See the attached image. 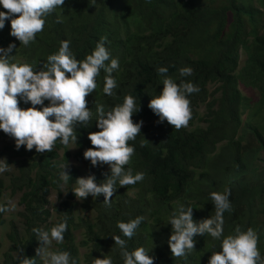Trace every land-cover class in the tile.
Segmentation results:
<instances>
[{
	"label": "trees",
	"instance_id": "obj_1",
	"mask_svg": "<svg viewBox=\"0 0 264 264\" xmlns=\"http://www.w3.org/2000/svg\"><path fill=\"white\" fill-rule=\"evenodd\" d=\"M0 10L7 11L2 6ZM58 14L62 23H56ZM10 31L7 21L0 30V46L14 42L16 57L36 70L47 55L58 51L62 40H69L71 51L82 60L102 37L107 38L106 47L119 59L120 67L112 74L118 82L114 96L102 92L103 71L96 78V91L86 97L94 113L92 122L90 127L77 126V145L68 146L73 148L57 142L52 152L37 153L25 146L17 150L14 141L0 151L7 155L0 158L11 164V171L0 175V203H6L9 194L22 206L19 220L12 214L9 221L8 212L0 213V226H10L6 233L9 248L1 264H18V256L38 260L41 244L32 229H49L64 216L68 230L63 243L54 244L81 264L104 255L111 256L113 264H123L113 235L126 239L129 250L139 246L150 250L154 264H208L212 251L220 250L219 241L196 235L195 249L175 258L168 244L172 228L167 222L181 203L194 207L197 221L214 215L210 193L225 188L231 189V208L224 213V234L236 226L253 228L264 256V166L258 164L264 165L260 158L264 149V0H65L62 8L45 18L43 32L28 47ZM161 66L168 67V74L178 80V70L191 67L192 75L182 79L200 88L189 97V124L179 130L160 122L148 107L151 94L163 88L157 72ZM241 84L256 88L259 99L246 96ZM209 86H214L211 95ZM127 94L140 102V111L132 118L144 125L130 142L135 152L126 167L143 172L145 178L135 185L117 184L110 206L103 202V194L78 200L71 187L82 175L70 167V159L86 162L97 182L110 174L108 165L93 167L83 153L92 147L89 132L99 131L96 103L114 106ZM202 104L203 115L199 112ZM20 106L30 104L21 102ZM241 123L249 125L246 133L251 127L256 131L259 146L242 147V137L236 140ZM216 133L221 135L220 148L212 135ZM6 137L10 136L0 130V142ZM62 164L72 177L67 184L59 178ZM137 216L144 219L136 234L131 239L123 237L117 223Z\"/></svg>",
	"mask_w": 264,
	"mask_h": 264
},
{
	"label": "clouds",
	"instance_id": "obj_2",
	"mask_svg": "<svg viewBox=\"0 0 264 264\" xmlns=\"http://www.w3.org/2000/svg\"><path fill=\"white\" fill-rule=\"evenodd\" d=\"M147 1V0H146ZM65 0H0V30L10 21V35L24 47H28L36 40L37 34L43 32L45 18L56 9L62 8ZM62 16L57 15L56 23H62ZM106 37H102L92 52L82 60H78L70 49V41L62 40L58 51L47 55L40 70L32 64L16 57L17 45L9 43L7 47L0 46V130L10 137L0 142V151L15 141L17 150L25 146L37 153L52 152L57 142L67 149L77 145V126L90 127L93 110L89 108L86 97L96 91L97 77L104 73L102 92L107 96H114V89L118 87L113 72L120 67L119 59L113 58L106 47ZM15 50V54H13ZM163 88L155 94L148 107L159 117L160 122L167 121L175 130L187 127L192 117L189 97L198 93L200 88L190 80L193 69L189 66L181 67L179 77L170 76L169 68L161 66L157 69ZM213 92L214 86H209ZM240 88L253 101L259 99L248 93L249 86L241 84ZM45 101L48 103L46 104ZM21 102L29 107H21ZM40 106V107H37ZM140 111V102L132 94L124 95L121 102L106 107L96 103L95 122L99 131L89 132L88 139L92 147L87 148L83 155L90 160L93 167L108 165L110 174L97 182L86 162L83 161L89 175L76 178L71 191L78 200H84L89 195L96 198L103 194L104 203L111 205L112 196L119 187L135 185L145 178L141 171L134 173L133 168L126 167L135 152L132 141L141 133L143 121L134 122L133 114ZM205 106L199 108L204 114ZM206 124L205 122H201ZM241 123L238 127L236 140L241 139L242 147L259 146L256 131L249 128L247 133L253 137L247 139L245 127ZM216 145L220 148L222 141L220 134H212ZM256 135V136H255ZM75 149V148H74ZM73 150V149H72ZM233 153V152H232ZM0 156H7L5 154ZM264 158V149L261 157ZM259 165L264 166L258 162ZM70 167H73L69 162ZM59 178L67 184L72 178L62 164ZM77 169V168H76ZM264 170V169H263ZM11 171V164L6 158H0V175ZM219 177L221 173H218ZM63 184L61 187H63ZM231 189L212 191L210 199L214 204L215 213L208 218L195 220L191 205L179 204L171 213L168 222L171 224V235L168 244L173 257L185 256L195 249L196 235H210L219 241V251H212L208 264H264V256L258 249L259 236L251 227L243 229L236 226L230 234H224V213L231 208ZM16 208L12 200L0 203V213L14 211ZM78 209V208H77ZM82 212V209H80ZM82 214H80L81 216ZM137 216L127 222L119 221L117 227L123 237L131 239L143 221ZM68 217L56 220L49 228L35 227L32 229L41 246L37 249L39 259L17 257L18 264H81L80 259L73 257L69 251L56 248V244L64 241V234L68 230ZM115 245L119 248V255L123 264H154V257L149 255L144 246L129 250L126 239L120 235H113ZM56 248V249H54ZM91 264H113L111 256L94 257Z\"/></svg>",
	"mask_w": 264,
	"mask_h": 264
},
{
	"label": "rangeland",
	"instance_id": "obj_3",
	"mask_svg": "<svg viewBox=\"0 0 264 264\" xmlns=\"http://www.w3.org/2000/svg\"><path fill=\"white\" fill-rule=\"evenodd\" d=\"M247 91H248L249 95H251V96L254 97V98H257V94H258L259 92H258V90H257L256 88L248 89ZM252 137H253V134H252V133H250V134L247 133V138H246V140H247V139H250V138H252ZM70 163H71L72 166H74L75 168H77V169H79L80 171H82L83 176L89 175V174L85 173L87 170H86V168H85L83 162H81V161H79V160H76V159H74V158H71V159H70ZM54 199H55V198H54ZM8 200H12V201L15 203V205H16V208H15L14 211H9V212L7 213V214H8V216H7L8 220H9V221L11 220V216H10V215H12V214L15 215V216H14V219L19 220L20 218H19V216H18V213L22 210V206L19 205V203H18V198H11V197L9 196V194H8V196H7V198H6V202H7ZM80 214L83 215V213H82L81 211H80ZM8 223H9V222H8ZM9 230H10V226H9L8 224H7V226H5V227H1V226H0V243H1V246H2V249H1V251H0V264L2 263V260H3V253L9 248V239H8V237H7V235H6V233H7ZM79 239L81 240L82 237H80ZM83 251L86 252V251H87L86 248H83Z\"/></svg>",
	"mask_w": 264,
	"mask_h": 264
}]
</instances>
